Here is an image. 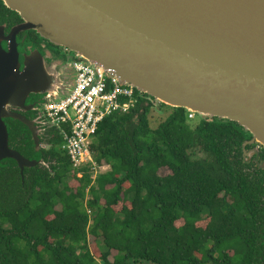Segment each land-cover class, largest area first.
I'll return each mask as SVG.
<instances>
[{
	"label": "trees",
	"instance_id": "16d2710c",
	"mask_svg": "<svg viewBox=\"0 0 264 264\" xmlns=\"http://www.w3.org/2000/svg\"><path fill=\"white\" fill-rule=\"evenodd\" d=\"M148 98L99 125L91 150L109 170L94 180L76 176L58 130L36 154L27 128L5 119L9 147L49 167L21 176L0 162V264H264V169L242 159L251 134L163 104L152 129Z\"/></svg>",
	"mask_w": 264,
	"mask_h": 264
},
{
	"label": "water",
	"instance_id": "95a60500",
	"mask_svg": "<svg viewBox=\"0 0 264 264\" xmlns=\"http://www.w3.org/2000/svg\"><path fill=\"white\" fill-rule=\"evenodd\" d=\"M1 1L23 20L11 34L33 30L159 105L238 124L264 148V0ZM12 43L0 28V162L12 160L22 176L45 163L9 147L5 119L27 128L36 154L43 131L8 107L30 95L51 102L70 87L39 55L21 69Z\"/></svg>",
	"mask_w": 264,
	"mask_h": 264
},
{
	"label": "built area",
	"instance_id": "2783aa9c",
	"mask_svg": "<svg viewBox=\"0 0 264 264\" xmlns=\"http://www.w3.org/2000/svg\"><path fill=\"white\" fill-rule=\"evenodd\" d=\"M71 68L75 74L71 92L62 99L45 102L41 111L48 124L62 136L60 150L68 156L76 176L81 178L87 170L94 180L105 170L97 164L91 150L99 125L110 116L130 113L145 95L121 84L100 65L87 63L77 54ZM195 116L188 113V119Z\"/></svg>",
	"mask_w": 264,
	"mask_h": 264
},
{
	"label": "flooded vegetation",
	"instance_id": "af4514ba",
	"mask_svg": "<svg viewBox=\"0 0 264 264\" xmlns=\"http://www.w3.org/2000/svg\"><path fill=\"white\" fill-rule=\"evenodd\" d=\"M23 24V20L20 16L8 9L5 4L0 0V28L2 29L3 36L9 37L16 45V50L18 54L19 63L21 64V69L24 66V61L28 57L39 55L44 62L46 69L57 70L62 72L63 70L70 75L72 61L75 58V53L69 51L68 49L56 46L44 39H42L39 34L33 30H17L13 34L11 32ZM2 47L7 49V42H2ZM66 74V75H67ZM44 104L42 95H30L26 104L21 108L8 107L9 111L17 112L27 119H36L39 122V128L42 129V135L44 138H50L51 130L53 129L48 122L44 119L42 115V105ZM30 110H26L30 108ZM247 140L242 145V159L246 164H253L258 166L260 169H264V158H260L261 151L264 149L261 145L256 142L250 143ZM43 149H47L48 146L44 141ZM264 156V155H261ZM49 167L47 164L43 165ZM20 173V172H19Z\"/></svg>",
	"mask_w": 264,
	"mask_h": 264
},
{
	"label": "rangeland",
	"instance_id": "374dc122",
	"mask_svg": "<svg viewBox=\"0 0 264 264\" xmlns=\"http://www.w3.org/2000/svg\"><path fill=\"white\" fill-rule=\"evenodd\" d=\"M71 68V67H70ZM71 70H72V68H71ZM61 74H62V80H63V82H64V85L65 86H68V87H70V88H67V92L65 93V92H61L58 96H57V98L55 99V100H58V99H62V98H64V97H66L67 96V94L68 93H70L71 92V90H72V88H73V81H74V79H75V74H74V71L72 70V72H71V74L70 75H68L64 70L61 72ZM67 74V75H66ZM69 90V91H68ZM153 111L149 114V120H150V127L152 128V129H155V128H157L158 127V125L159 124H161L162 122H164L165 120H166V118L169 116V111H167V112H165V113H163V112H160V111H158V109H159V104L157 103V102H154V104H153ZM201 116H199V115H196L195 116V118L191 121L193 124H196V123H198L200 120H201ZM58 149H60V147L58 148ZM60 152H61V154H62V156L64 157L65 156V154H64V152H62L61 150H59ZM200 157H202V154L201 153H199V152H197V154L195 155V158H200ZM109 170V168L108 167H106L105 168V170H103L102 171V173H104L105 171H108ZM160 174L161 175H166V174H168V171H166V170H162L161 172H160ZM68 182L71 184V186H74L76 183H74L72 180H71V178H69L68 179ZM182 224V221H179V222H177V226H180ZM94 238L93 237H89V244H91L90 245V251H91V253L92 254H96V255H98L99 254V252H98V250L96 249V247H95V245L93 244L94 243ZM94 254V255H95ZM98 257V256H97Z\"/></svg>",
	"mask_w": 264,
	"mask_h": 264
},
{
	"label": "bare ground",
	"instance_id": "6f19581e",
	"mask_svg": "<svg viewBox=\"0 0 264 264\" xmlns=\"http://www.w3.org/2000/svg\"><path fill=\"white\" fill-rule=\"evenodd\" d=\"M124 115V114H123Z\"/></svg>",
	"mask_w": 264,
	"mask_h": 264
}]
</instances>
